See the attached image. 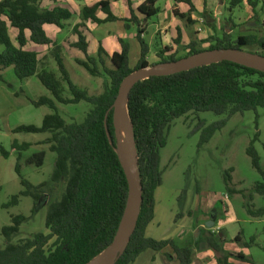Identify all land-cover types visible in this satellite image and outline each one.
Returning a JSON list of instances; mask_svg holds the SVG:
<instances>
[{
	"label": "trees",
	"instance_id": "obj_1",
	"mask_svg": "<svg viewBox=\"0 0 264 264\" xmlns=\"http://www.w3.org/2000/svg\"><path fill=\"white\" fill-rule=\"evenodd\" d=\"M159 1L162 0H144L136 9L129 2V19L116 17L111 11L109 0H100L82 9V23L73 29L77 40L70 42V45L84 53L85 58L76 62L89 74L94 77L106 76L103 92L94 95L71 80L61 46L44 29L47 24L64 28L65 22L72 18V12L61 7L42 8L41 0H0V45L3 47L0 51V79L2 71L8 68H12L20 80L37 77L51 97L28 99L36 107L44 105L53 110L52 113L44 115L40 126L22 124L15 127L13 132L49 133L50 136L45 142L56 155L50 180L37 185L24 178L21 165L16 164L15 171L23 190L13 195L5 207L17 204L21 196H30L34 202V213L46 195L51 198L53 196L54 199L48 203L45 220L47 234L38 232L29 238L12 242L22 223L31 217L23 214L11 215L10 224L0 225V235L6 241L5 246L0 249V264H86L114 241L126 211L129 187L117 152L113 104L122 80L136 69L149 66V45L143 35L148 20L160 12ZM177 1L186 3L189 10L187 13L175 10V15L189 24H194L196 20L191 18V14L196 11V7L192 0ZM218 1H228L229 11L244 2ZM246 1L253 10L256 9L258 0ZM207 3L208 0H203L204 9ZM99 10L106 14L104 19L97 16ZM118 20L133 22L136 26L135 37L140 45V55L134 66L130 65L131 47L128 40L119 38L120 51L112 55L101 46L96 55H89L87 38L79 30L85 27L84 21L102 24ZM231 21L229 18L228 22ZM8 23L18 30V46L11 41ZM26 30L30 31L31 41L50 46V55L56 70L42 67L37 53L24 49ZM178 32L180 35L179 30ZM174 41L180 44L179 36ZM199 43L196 38H192L185 45L188 52L183 56L175 53L165 55L169 48H161L157 51L159 62L177 60L209 49H243L251 46L264 49V36L258 38L245 34L233 39L231 33L223 32L221 37L214 38V42L207 49L201 48ZM260 54L264 56V52ZM65 85L68 95L65 93ZM82 101L92 105V108L80 123L67 122L57 111L58 103L67 105ZM258 107L264 109V71L230 61L166 76H153L132 87L128 97V111L139 161L142 203L130 241L114 264H133L144 251L158 252L167 247L176 256L178 264H192L191 247L180 246L173 238L158 240L146 235V228L154 218L155 193L163 183L161 150L167 144L168 132L176 119L190 113L197 116L201 112L224 115L226 118L202 129L200 143H206L226 123L228 117L257 110ZM258 139L259 131L248 145L246 153L251 158L252 166L264 176L260 157L254 146ZM14 146L18 145L14 143ZM28 146L29 143H24L19 147ZM0 152L5 158L9 155L1 144ZM44 158L45 152L40 151L29 157L27 162L39 167ZM231 183V176L226 172L227 191L230 194L238 193L231 188ZM60 185L64 186V190L56 197V190ZM254 189L258 194L264 195V182L256 183ZM246 207L248 214L253 217L264 215V208L253 209L249 204ZM206 241L205 245L215 252L217 264H231V257L248 261L241 253L226 251L222 245L223 237L219 233L209 232Z\"/></svg>",
	"mask_w": 264,
	"mask_h": 264
},
{
	"label": "rangeland",
	"instance_id": "obj_2",
	"mask_svg": "<svg viewBox=\"0 0 264 264\" xmlns=\"http://www.w3.org/2000/svg\"><path fill=\"white\" fill-rule=\"evenodd\" d=\"M208 3L207 8L191 17L198 22L200 19L204 20V31L199 35H195V24L178 18L188 38L200 41L201 48L207 49L214 42V38L221 37L223 32L231 33L233 39L245 34L258 38L264 36V5L258 3L253 10L244 0L229 11L228 1L224 6L217 0H209ZM229 18L231 22H228ZM154 28L155 26L150 24L146 36V42L151 44L153 50V56H149L151 62L156 58V49L154 50L152 44ZM101 29H116V26L108 23L101 26ZM165 30V33L170 31ZM158 34L160 35V32ZM2 49L0 45V51ZM243 50L248 53L264 52L259 46ZM187 52L188 49L181 45L174 53L183 56ZM136 58L137 56L131 62L132 66L135 65ZM65 65L76 85L89 94L97 95L103 92L107 80L105 75L94 77L76 61L66 60ZM1 75L0 144L9 155L5 158L0 152V225L10 224L11 215L31 216L13 236L12 242H16L38 232L48 233L45 220L48 203L54 197L46 195L34 213V202L30 196H21L17 204L5 207L13 195L23 190L15 166L19 163L23 177L37 185L50 180L56 155L45 142L50 136L49 133H15L13 129L22 124L40 126L44 115L52 113L53 110L44 105L36 107L27 99L26 94L31 99L46 95L51 97L37 77H30L28 81L20 80L12 68L2 71ZM65 88L68 95L66 85ZM91 108L92 105L84 101L77 104H57L58 113L67 122H82ZM223 118L226 117L213 112H201L198 116L190 113L176 119L171 125L167 144L161 150L160 163L164 173L163 183L158 191L162 204H165L167 214L170 215L168 230H181V237L186 239L191 245L189 247L193 249L192 264H217L214 250L205 245L209 232L219 233L223 237L222 245L226 251L241 253L248 258L247 262H243L231 257V264H264V215L253 217L248 214L246 207L249 204L253 209L264 208V195L258 194L254 189L256 183L264 182V176L252 166L251 158L246 153L248 145L259 131V139L255 141L254 146L264 171V109L258 107L257 110L228 117L226 123L214 132L208 142L200 143L202 129ZM36 141L39 143L36 144ZM14 143L18 146H14ZM24 143H29V146L19 147ZM40 151L45 152L41 166L27 162L29 157ZM226 172L232 179L231 188L238 193L230 194L227 191ZM63 190V185L57 187L56 197H59ZM5 243V238L0 235V249ZM133 264H178V260L176 257L174 260L169 259L167 254L146 250Z\"/></svg>",
	"mask_w": 264,
	"mask_h": 264
},
{
	"label": "crops",
	"instance_id": "obj_3",
	"mask_svg": "<svg viewBox=\"0 0 264 264\" xmlns=\"http://www.w3.org/2000/svg\"><path fill=\"white\" fill-rule=\"evenodd\" d=\"M98 1L100 0H41L42 8L53 9L55 7H61L70 10L73 14L72 18L65 22L64 28H59L56 25H49V24L44 26L47 35L58 45L61 46L65 61L66 60L76 61L78 59L81 60L85 58L84 53L78 48L72 47L70 45V42H75L77 40V34L74 32L73 29L76 25L82 23V19L80 16L82 9L84 7H90L96 4ZM109 1H110L111 11L116 17L129 19L131 14L129 9V2L131 3L132 8L136 9L144 0H109ZM192 2L196 7V11L191 14V17L193 18L195 17V13L197 14L201 12L202 9L204 10V6H203V0H192ZM225 2L226 1L220 2V4L224 6ZM158 3H159L158 6L160 7V12L155 17L148 20L147 28L143 35V38L146 40L147 30L149 25L153 24L155 26L153 31L152 44L154 46V50L156 49L155 50L156 58L153 59L152 62L149 60V56L150 58L153 56L152 54L153 50H151V44L149 43L148 44L149 53L147 55L149 66L156 64L160 61V58L157 55V51L159 49L161 48L163 49L165 47L169 48L168 51L165 53V55H168L176 52L177 48H179L181 45L185 46L192 39V38L190 39L188 38L184 27L178 21L179 17L176 16L174 13L176 8L180 13H187L189 10L188 5L184 2H179L177 0H162L159 1ZM208 4L209 3H207V5ZM165 6L166 8H164ZM97 16L100 19H104L106 17V14L99 10L97 12ZM137 16L138 18H141L140 14H137ZM165 17L167 18V20H165ZM84 23H85V27L80 28L79 30H81L87 38V42L89 44L88 45L89 55H96L100 46L109 55H112L114 52H119L120 51L119 38H122L130 42V47H131L130 65L133 59L137 56V58L134 61L136 64L140 55V45L135 37L136 26L133 22L128 23L123 20H118V21L106 22L102 24H96L92 21H84ZM108 23H113L116 26V29L102 30L101 26ZM194 24L196 26L195 28L196 31L198 26V21H196ZM165 29H170V31H167V33H165L166 32ZM178 30L180 31V35H178L179 33ZM159 32L160 35L158 34ZM8 33L12 43L15 46H18V42H17L18 30L10 26L9 23H8ZM199 34L200 33L197 32L195 33V35H199ZM25 36H26V44L24 46V49L28 51L36 52L38 55V59L41 61L42 67L56 70L55 62L52 56L50 55V46L36 44L33 41H31L29 30L25 31ZM178 36L180 38V44H176L174 41L175 38H177ZM29 79L30 78L26 80L28 81ZM26 96L27 99L30 98L29 95L26 94ZM30 143L32 144V142ZM35 143L37 144L39 142L36 141ZM159 188L156 190L155 193L154 218L146 228V235L148 237H152L158 240L173 238L180 246H191L190 244L187 243L186 239L181 237L183 235V234L181 235V230L179 231V229H176L173 232L168 230V218L170 217V215L167 214V208L165 204L164 205L162 204L161 198L159 197V193H158ZM159 252L160 254H164V255L167 254L168 256H170L171 260H174V258L176 257L169 247L163 249L162 251H158L157 253Z\"/></svg>",
	"mask_w": 264,
	"mask_h": 264
},
{
	"label": "water",
	"instance_id": "obj_4",
	"mask_svg": "<svg viewBox=\"0 0 264 264\" xmlns=\"http://www.w3.org/2000/svg\"><path fill=\"white\" fill-rule=\"evenodd\" d=\"M221 61H230L260 71H264V56L259 53H248L245 52L243 49L234 48L209 49L182 57L177 60L158 62L148 67L136 69L122 80L118 90V94L113 104V109L114 126L117 142L119 144V139L116 130V116L123 120L126 126L128 141L130 143L129 155L124 160H122L117 144V152L121 159L129 187L127 207L123 220L125 219L126 215L127 217L122 229L120 225V228L114 241L86 264H102L113 256L114 260L112 264H114L115 259L120 256L126 249L127 244L130 241L131 235L135 230L136 223L138 220V215L142 203V185L138 171L139 161L137 156L136 142L134 138L132 122L128 111V97L130 90L138 82L153 76L171 75L182 71H187L193 68L218 63ZM124 102H126V114H124L122 110V105ZM198 232L199 230L197 229L196 234H198Z\"/></svg>",
	"mask_w": 264,
	"mask_h": 264
},
{
	"label": "bare ground",
	"instance_id": "obj_5",
	"mask_svg": "<svg viewBox=\"0 0 264 264\" xmlns=\"http://www.w3.org/2000/svg\"><path fill=\"white\" fill-rule=\"evenodd\" d=\"M122 110H123L124 114L127 113L126 102L123 103ZM116 130H117V135H118V139H119L118 150L120 152L122 160H124L129 155L130 143L128 141L126 126H125L123 120L120 119L118 116H116ZM126 217H127V215H126ZM126 217L121 224V229L123 228V226L125 224ZM113 260H114V256L110 257L108 260H106L102 264H112Z\"/></svg>",
	"mask_w": 264,
	"mask_h": 264
},
{
	"label": "built area",
	"instance_id": "obj_6",
	"mask_svg": "<svg viewBox=\"0 0 264 264\" xmlns=\"http://www.w3.org/2000/svg\"><path fill=\"white\" fill-rule=\"evenodd\" d=\"M258 3H260L261 5H264V0H258ZM204 20L203 19H200L199 22H198V26H197V29H196V32L197 33H202L204 31Z\"/></svg>",
	"mask_w": 264,
	"mask_h": 264
}]
</instances>
